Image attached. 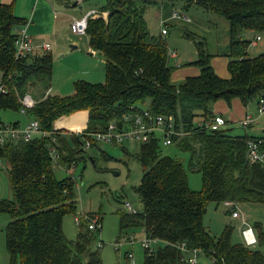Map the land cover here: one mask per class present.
I'll list each match as a JSON object with an SVG mask.
<instances>
[{
  "label": "trees",
  "instance_id": "obj_1",
  "mask_svg": "<svg viewBox=\"0 0 264 264\" xmlns=\"http://www.w3.org/2000/svg\"><path fill=\"white\" fill-rule=\"evenodd\" d=\"M165 1L183 13L196 9L227 22L228 42L219 55L226 58L228 78L214 73L205 41L184 30L196 50L195 59L184 65L196 66L199 73L174 83L170 76L175 67L169 62L166 40L151 34L143 19L144 9L155 1L100 0L99 13L86 19L85 35L88 46L103 58V82L77 80L70 95L48 94L49 50L33 49L15 57L14 29L27 22L14 15L12 3H0V112H17L20 99L29 95L33 104L25 115L36 119L45 132L29 141L0 143V166L5 168L11 193L9 199H0V213L9 217L4 229L8 264H103L99 245L89 233L96 229L79 230L73 241L63 235L62 218L76 209L75 181L69 176L56 179L51 159L59 158L69 169L87 149L107 156L94 142L82 147L86 134L141 110L171 118L170 141L163 146L171 145L185 155L180 159L162 154L158 134L139 143L133 154L141 170L134 188L140 209L119 212L118 226L120 233L141 228L151 241L152 246L144 248L143 264H188L191 249L210 264H264L263 226H251L256 243L246 246L242 240L231 241L230 225L214 236L203 224L210 203H264V168L245 156L249 138L259 139L264 152V132L248 134L245 128L251 123H238L241 130L235 132L234 123L222 115V126L205 125L214 117L216 100L229 105L236 98L244 107L253 102L257 106L261 100L264 105V52L248 51L252 40L264 36V0ZM79 110L87 111L80 134L53 129L56 119ZM198 115L201 123L194 120ZM89 158L95 166L93 156ZM190 172L199 175L197 190L188 185ZM199 259L197 264H202Z\"/></svg>",
  "mask_w": 264,
  "mask_h": 264
},
{
  "label": "rangeland",
  "instance_id": "obj_2",
  "mask_svg": "<svg viewBox=\"0 0 264 264\" xmlns=\"http://www.w3.org/2000/svg\"><path fill=\"white\" fill-rule=\"evenodd\" d=\"M73 1L68 0L60 7H56L51 11L54 25L61 21L63 24V32H66V21L64 18L76 19L79 15L83 14L87 9L98 7V0H84L72 6ZM149 8H145L143 12V19L147 30L151 34H158V19L160 0H153ZM29 6L23 7L21 11L16 10V14L27 12ZM96 14L98 10H94ZM94 13V14H95ZM65 14V16H64ZM102 14V12H101ZM218 17H220L218 15ZM224 20L222 17H220ZM57 26V25H56ZM176 28V27H175ZM168 33L163 37L166 41H170L174 26H167ZM200 32V31H198ZM250 35V34H249ZM69 43L67 44V51L65 53L50 52L53 66V81L51 91L58 93L61 90L68 91L69 93L59 95L67 96L72 92V82L77 80L85 81L86 79L98 80L90 83H102L104 80L103 71L100 70L101 65L95 60L94 57L87 56L86 54V40L85 38H76L73 35L68 36ZM200 38V37H196ZM72 40V41H71ZM173 43V50L183 49L184 47L193 49V44L190 40L182 37L171 39ZM69 46H74L73 50H69ZM222 51V49L218 48ZM224 50V49H223ZM249 54L255 55L264 52V36H259L256 45L248 47ZM98 71H101L102 76L98 79ZM85 79V80H84ZM87 82V81H86ZM54 85V86H53ZM57 94V95H58ZM254 103L248 105L247 110L252 109ZM17 112H0L1 121H12L11 118L17 117ZM26 116V115H25ZM264 123V112L259 115L256 123H252L253 129L261 127ZM234 131L239 132L241 126L237 123L232 124ZM161 142V139H160ZM104 151L107 156H100L92 149H87L86 152L81 153V157H76L73 165L67 169L65 164H61L59 158L51 159L52 172L56 179L61 180L66 176L71 177L75 181V198L76 209L73 213H67L62 218V231L63 235L70 241L76 239L79 230H85L87 225L91 224L90 217L99 218L100 228L89 232L94 236V245H99L98 250L100 259L103 264H124L123 258L125 251H130L134 259V264H143L144 248L141 242L148 241L149 246H152L150 240H147L141 228L125 229L120 233L118 226V214L124 212L123 202L128 201L135 211H139V199L134 191L137 187L141 177L140 166L134 159L133 154L137 153L139 143L134 144L125 143L123 146H112L109 143L97 145ZM161 153L175 158L184 159V153H181L173 146H163L159 144ZM93 156L92 159L89 157ZM3 164V161L0 159ZM188 185L192 190H197L200 187V178L197 173L190 172L187 174ZM11 196L9 190V182L5 172V168L0 166V199H9ZM237 211L240 217L246 219L247 223L251 226L259 224L264 227V203H240L237 205ZM230 207L220 203L208 204L206 212L203 216V224L214 236H220L226 225L232 227L231 241L241 242L238 235L239 219H232L230 217ZM9 220L7 214L0 213V264H8L7 254L4 244V229ZM78 220L79 223H75ZM120 233V234H119ZM125 241L126 244L114 246V244ZM129 241L132 244L129 245ZM199 261L202 264H210V262L203 256Z\"/></svg>",
  "mask_w": 264,
  "mask_h": 264
},
{
  "label": "crops",
  "instance_id": "obj_3",
  "mask_svg": "<svg viewBox=\"0 0 264 264\" xmlns=\"http://www.w3.org/2000/svg\"><path fill=\"white\" fill-rule=\"evenodd\" d=\"M98 1H99L98 5H100V0ZM67 2L68 0H0V3L2 4L12 3L14 15H16L17 17H21L27 22L26 33L29 37L30 44L32 45L33 49H35V51L40 50V46L42 43H47L49 44V51L55 53L58 52L65 53L67 51V47H68L67 44L69 43L70 40V38L68 39V36L73 35L69 30V23L73 18H69V19L64 18L68 22L66 24L67 31L63 32V27H62L63 24H61L62 23L61 21L57 22V24L54 25L53 23L54 18L52 17L55 16L54 14L52 16L51 11H53L54 8L60 7L61 5ZM80 2L81 0H75L73 1L72 6L78 5ZM26 5L29 6L27 12H23V13L19 12L18 14H16V10L19 9L21 11L23 7H26ZM94 7L95 6H93V8L91 9H87L83 14L79 15L77 18L83 16L85 13L89 12L90 10H95L97 8ZM173 8L174 7L168 1L165 0L160 1V6L158 9L159 17L160 19H163L166 23L165 24L166 33L162 35V37H165L168 33L167 26H174V29L171 34L172 35L171 39H173V37L174 38L182 37L187 39L184 36L183 33L184 30H186L188 33H192L196 37L198 36L202 38L206 43V50L211 55L210 65L214 73L220 78L223 79L228 78V72L226 70V58L220 56L219 55L220 50H218V48L224 49V47L228 42L227 22L225 20H222L216 14L201 13L199 10L196 9H192L186 12L185 13L187 15L186 19L181 20L177 18H171L170 12L173 10ZM158 34H160V31H158ZM73 36L76 38H81L75 35ZM245 36L249 37L250 35L249 33L246 32ZM82 37L85 38L84 40H86V35ZM171 39L170 41H166L167 47L169 49V62L175 67V69L171 73L170 79L174 83H177L185 77L198 75L199 69L196 66L184 65L185 63L193 61L195 59L196 50L194 45L192 50L187 47L186 48L184 47L183 49L179 50V52H177V50L176 51L173 50V45H172L173 43H171ZM256 42L257 40L255 41L254 45H256ZM85 45H86L87 56L94 57L95 60H97L98 63H100L101 65L100 70L103 71V58L97 52L93 51L88 46L87 43ZM74 48H75L74 46H69L70 51L73 50ZM97 75H98V79H100L102 76L101 71H98ZM51 81L54 82L53 66H52ZM85 81L96 82L98 80L86 79ZM51 86L52 83L48 90V94L57 95L59 93L60 95H63L70 92V90L66 92L65 90H61L60 92L55 94L51 91L52 89ZM72 92H73V87H72ZM59 94L58 96H60ZM253 103H250L248 105H251ZM247 106L245 107L242 106V104L236 98H233L230 101L229 105H227L225 101L219 99L212 104V113L214 115L217 114L222 115L230 123H237V124L241 119H243L246 116L254 118L249 128H245V129L248 134L258 136L264 132V123H261L262 124L261 127H257L254 130L252 123H256L257 118L259 117V115L256 114L257 106L254 103L253 108L250 110H247L246 108ZM197 113L200 114V111H197ZM15 115L18 116L11 118L12 121L22 126L29 119H31L28 116H25V114L16 113ZM200 117L201 116L198 115L194 120L197 121L200 119ZM86 120H87V111L79 110L70 115L62 116L56 119L53 122L52 127L54 130L62 131L64 133L66 132V134L67 133L76 134L85 128Z\"/></svg>",
  "mask_w": 264,
  "mask_h": 264
},
{
  "label": "built area",
  "instance_id": "obj_4",
  "mask_svg": "<svg viewBox=\"0 0 264 264\" xmlns=\"http://www.w3.org/2000/svg\"><path fill=\"white\" fill-rule=\"evenodd\" d=\"M94 10H90L89 12L85 13L83 16L72 19L69 23V30L70 32L77 36L82 37L85 36L86 31V19L89 15L94 14ZM104 14V13H102ZM171 18L177 19H186L187 15L181 12L177 8H173L170 12ZM165 21L163 19L158 20V27L161 35L166 33L165 30ZM26 25L25 23L23 26H19L14 29V33L16 38L14 40V55L15 57H21L25 53H29L33 50L32 45L30 44L29 37L26 33ZM259 37L257 36L255 40L251 41V45H254L255 41L258 40ZM40 49L46 51L49 50V44L42 43ZM2 90V86L0 85V91ZM33 104V100L29 95H24L20 99V107L18 112L20 114H25L26 109H28ZM264 112V105L261 100L258 101L256 114L260 115ZM254 118L249 116L244 117L239 121V124L245 126L251 122H253ZM171 118L170 117H162L160 115L152 116L148 111L141 110L139 113L134 115L131 114H123L118 121H111L109 122L105 129L102 131L91 132L86 134L88 136L82 145L84 149L91 147L92 142L96 144H103L109 143L112 146L120 145L123 146L125 143L134 144L137 143H144L154 134H158L162 137V145L169 144V136L172 133L171 127ZM203 118L200 117L199 120L195 121L196 123H201ZM224 124V118L221 115H214V117L210 121H206L205 125L210 127V129H216ZM81 132V131H80ZM80 132L76 134H80ZM34 135H45V132L40 130L38 126V122L36 119H29L23 126L17 124L13 121H1L0 120V143L7 141V140H23L29 141ZM247 149L245 152V156L249 162L258 163L261 167L264 168V152L259 149L260 140L259 139H252L249 138L246 141ZM50 153L52 156L55 155L53 152V148H50ZM228 207H230V217L232 219H239V228L238 234L246 246H253L256 243V237L253 232L252 227L247 223L246 219L240 217L237 211V204L236 203H226ZM123 208L125 212L128 213H135L134 208L132 205L126 201L123 202ZM92 219L91 224L87 225V229L93 230L97 229L99 225V218L97 217H90ZM78 221V220H77ZM126 244L124 241L123 243L119 241L118 243L114 244V246H120L121 244ZM129 245L132 244V241L128 242ZM148 241L141 242L143 248H149ZM189 256L187 258L188 264H197L198 261V253L195 249H191L188 251ZM124 260L125 264H134V259L130 251L124 252Z\"/></svg>",
  "mask_w": 264,
  "mask_h": 264
}]
</instances>
